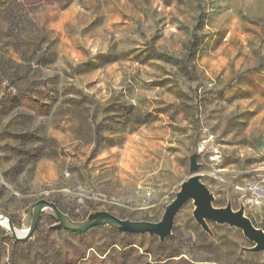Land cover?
I'll return each mask as SVG.
<instances>
[{"label": "rangeland", "instance_id": "374dc122", "mask_svg": "<svg viewBox=\"0 0 264 264\" xmlns=\"http://www.w3.org/2000/svg\"><path fill=\"white\" fill-rule=\"evenodd\" d=\"M194 147L213 206L242 200L264 230V0H0V213L18 229L39 200L157 223ZM192 211L162 243L42 214L26 243L0 227V264H264Z\"/></svg>", "mask_w": 264, "mask_h": 264}, {"label": "water", "instance_id": "95a60500", "mask_svg": "<svg viewBox=\"0 0 264 264\" xmlns=\"http://www.w3.org/2000/svg\"><path fill=\"white\" fill-rule=\"evenodd\" d=\"M198 157L194 147L189 156V177L180 184L175 198L167 205L161 220L157 223L123 220L107 211H91L84 220L75 221L63 213L55 203L39 200L23 211L22 229H18L12 219L2 213L0 227L15 243H26L34 238L41 216L46 214L54 221L49 227L53 231L83 235L95 228H109L124 234L156 237L162 243L172 235L177 213L185 204L192 202V216L210 238L212 232L209 223L236 229L252 244L250 248L241 247L240 253L262 254L264 263V230L256 228L245 216L242 200L240 208L236 211L232 209L230 202L223 208L213 206L214 196L201 182V165L198 163Z\"/></svg>", "mask_w": 264, "mask_h": 264}, {"label": "trees", "instance_id": "16d2710c", "mask_svg": "<svg viewBox=\"0 0 264 264\" xmlns=\"http://www.w3.org/2000/svg\"><path fill=\"white\" fill-rule=\"evenodd\" d=\"M19 98H14V100L19 101V102L25 101V100H23V98L22 99H19Z\"/></svg>", "mask_w": 264, "mask_h": 264}]
</instances>
